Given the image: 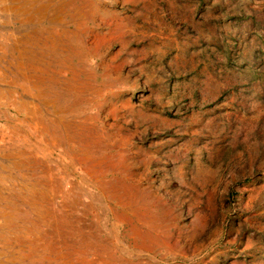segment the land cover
<instances>
[{
	"label": "rangeland",
	"instance_id": "rangeland-1",
	"mask_svg": "<svg viewBox=\"0 0 264 264\" xmlns=\"http://www.w3.org/2000/svg\"><path fill=\"white\" fill-rule=\"evenodd\" d=\"M44 1L37 43L0 52L13 264L77 261L82 236L118 262L264 264V0Z\"/></svg>",
	"mask_w": 264,
	"mask_h": 264
},
{
	"label": "crops",
	"instance_id": "crops-1",
	"mask_svg": "<svg viewBox=\"0 0 264 264\" xmlns=\"http://www.w3.org/2000/svg\"><path fill=\"white\" fill-rule=\"evenodd\" d=\"M47 17L52 20L57 18L56 14L51 11V3H46L44 0H0V52L6 54L9 50L26 49L25 42L28 38L35 37L37 32L33 26ZM0 79L5 82L9 81L5 77ZM0 83L2 82L0 81ZM1 88L5 89V87H0V91L3 90ZM10 100L13 99L0 95V105L16 104L15 101L10 102ZM19 160L21 159H0V195H7L10 192L24 193L23 180L16 175V171L13 175V162L18 164ZM2 211L3 207L0 206V212ZM0 224V245L4 246L0 247V264H13L17 260V256L13 251V243L16 242H13L14 239L9 234L10 230L6 229V227L12 225L10 221ZM16 252L20 255V250Z\"/></svg>",
	"mask_w": 264,
	"mask_h": 264
},
{
	"label": "bare ground",
	"instance_id": "bare-ground-1",
	"mask_svg": "<svg viewBox=\"0 0 264 264\" xmlns=\"http://www.w3.org/2000/svg\"><path fill=\"white\" fill-rule=\"evenodd\" d=\"M16 1V0H15ZM69 0L67 1H63V0H60V3H63V2H66V3H69L68 2ZM73 2V0H70ZM75 1V0H74ZM38 2V1H37ZM30 3V2H29ZM52 4V3H51ZM37 5V4H36ZM69 5V4H68ZM99 5V4H98ZM42 6V5H41ZM101 6V5H100ZM29 8V7H28ZM42 8V7H41ZM44 8V7H43ZM42 8V9H43ZM63 6H60L58 8V6L55 5V8L52 9L53 12H56L57 14H61V10ZM39 9V8H38ZM41 9V11H43ZM97 9V8H96ZM100 9V8H98ZM48 11V10H47ZM22 12V11H21ZM44 12V11H43ZM49 13V12H48ZM38 14V13H37ZM56 14V15H57ZM45 16V15H44ZM98 16V15H97ZM100 16V15H99ZM42 18V17H41ZM62 18V17H61ZM99 19V18H98ZM104 20V19H103ZM40 21V20H39ZM115 29V28H114ZM91 34V33H90ZM29 39V38H28ZM27 42L30 44H36L34 43L33 41H29L27 40ZM89 43V42H88ZM88 45V44H87ZM49 62V61H48ZM20 67V66H19ZM24 74V73H23ZM85 83V82H84ZM79 91V90H78ZM2 92V91H1ZM91 92V91H90ZM38 94V93H37ZM36 97V95H35ZM55 97V96H54ZM13 101V100H12ZM24 108V106H23ZM35 108V107H34ZM42 114V113H41ZM40 114V115H41ZM36 117V116H35ZM28 118V117H27ZM22 122V121H21ZM38 125V124H37ZM54 128V127H53ZM51 132V130H50ZM112 139V138H111ZM25 156V155H24ZM30 158V157H29ZM20 165V164H19ZM27 168V167H26ZM94 168V167H93ZM26 170V169H25ZM24 170V171H25ZM27 171V170H26ZM30 171V170H29ZM34 171V170H33ZM32 172V171H31ZM31 174V173H30ZM43 174V173H42ZM39 179V178H38ZM46 179V178H45ZM81 180V179H80ZM29 181V180H28ZM35 184V183H34ZM43 185V184H42ZM32 186V185H31ZM31 188V187H30ZM36 188V187H35ZM34 188V189H35ZM61 189V188H60ZM70 189V188H69ZM36 191V190H35ZM38 192V191H37ZM29 193V192H28ZM32 193V192H30ZM47 193V192H46ZM67 193V192H66ZM114 193V192H113ZM111 192V194H113ZM26 195V194H25ZM51 195V194H50ZM32 196V195H31ZM29 197V196H28ZM43 198V197H41ZM11 199V197H10ZM38 199V198H37ZM112 199V198H110ZM12 200V199H11ZM46 201V200H45ZM54 201V200H53ZM119 201V200H118ZM39 202V201H38ZM116 202V201H115ZM4 204V203H3ZM29 206V205H28ZM39 206V205H38ZM31 208V207H30ZM40 211V210H39ZM41 212V211H40ZM36 214V213H35ZM37 216V215H35ZM62 216V215H61ZM60 216V221H58V228L59 230H61L60 232V235L61 236H66V229H68L69 227H72L71 224L67 221V216L66 217H61ZM33 217V216H32ZM57 217V216H56ZM8 218V217H7ZM29 219V218H28ZM27 219V220H28ZM50 219V218H49ZM19 220V219H18ZM40 220V219H39ZM52 221V220H51ZM146 221V220H145ZM26 222V221H25ZM40 222V221H39ZM70 222H74V221H70ZM47 223V221H46ZM54 225V224H53ZM4 226V225H3ZM43 226V225H42ZM47 227V226H46ZM45 228V227H44ZM31 229V228H30ZM56 229V228H54ZM34 230V229H33ZM70 230V229H69ZM50 232V231H49ZM27 234V233H26ZM48 234V233H47ZM53 234V233H52ZM79 235L81 234V232L78 233ZM54 235V234H53ZM78 236V235H77ZM83 238H80V240H78V244L80 246L79 250L76 249V256H77V261H73L72 258L70 257V250L69 251H66L65 254L61 253L59 250L58 252H55L57 253L56 254V259L59 261L60 264H141L139 261L137 263L135 262H132L131 260L128 261V260H120L119 262L114 258V255L113 253H110V252H107V249L104 245H101V244H95L93 243V240L91 239H88V238H85V236H82ZM62 238V237H60ZM63 239V238H62ZM68 239V238H67ZM25 240V239H24ZM27 241V240H26ZM56 241V240H55ZM58 242V241H56ZM71 242V241H70ZM97 242V241H96ZM69 243V242H68ZM75 243V242H74ZM98 243V242H97ZM53 244V243H51ZM58 245V243H56ZM72 244V243H71ZM77 244V243H76ZM55 245V243H54ZM85 246L84 248L82 246ZM17 246V245H16ZM41 246V245H40ZM50 246V244H49ZM75 246V245H74ZM77 246V245H76ZM10 247V246H9ZM66 247V246H65ZM146 247L145 245H138V248H144ZM54 248V247H53ZM88 248L91 249V255L92 257L91 258H88L86 256V251L88 250ZM19 249V248H18ZM57 249V248H56ZM60 249V248H59ZM64 249V248H63ZM22 250V249H21ZM118 250V248H117ZM147 250V249H146ZM10 251V250H9ZM32 251V250H31ZM73 251V250H72ZM47 252V251H46ZM74 252V251H73ZM119 252V251H118ZM35 253V252H34ZM127 253V251H126ZM26 254V253H25ZM40 254V252H39ZM43 254V253H42ZM90 254V253H89ZM122 254V253H121ZM27 255V254H26ZM52 256V255H51ZM140 256V255H139ZM74 257V256H73ZM124 258V257H123ZM135 258V257H133ZM132 259V258H131ZM150 259V258H149ZM133 260V259H132ZM143 260V259H142ZM49 261V260H48ZM144 261V260H143ZM20 263V262H19ZM46 263V262H45ZM35 264V263H34ZM52 264V263H50Z\"/></svg>",
	"mask_w": 264,
	"mask_h": 264
}]
</instances>
